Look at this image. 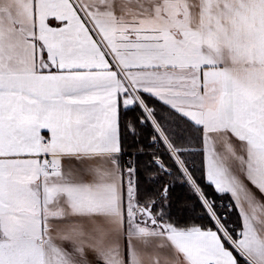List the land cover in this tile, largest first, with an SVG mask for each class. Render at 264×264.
<instances>
[{
  "label": "snow or ice",
  "instance_id": "obj_1",
  "mask_svg": "<svg viewBox=\"0 0 264 264\" xmlns=\"http://www.w3.org/2000/svg\"><path fill=\"white\" fill-rule=\"evenodd\" d=\"M0 264H264V0H0Z\"/></svg>",
  "mask_w": 264,
  "mask_h": 264
}]
</instances>
